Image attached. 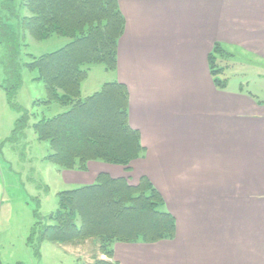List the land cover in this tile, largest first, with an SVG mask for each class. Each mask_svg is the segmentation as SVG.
<instances>
[{
    "label": "crops",
    "instance_id": "obj_1",
    "mask_svg": "<svg viewBox=\"0 0 264 264\" xmlns=\"http://www.w3.org/2000/svg\"><path fill=\"white\" fill-rule=\"evenodd\" d=\"M118 4L125 27L116 69L104 65L106 82L129 90L130 125L145 147L130 172L148 175L163 194L176 236L117 242L114 258L119 264H264V101L243 85L216 87L208 62L216 41L264 61V0ZM34 71L33 81L44 83ZM38 99L45 100L34 106ZM55 165L58 182L74 186L63 190L93 184L100 173L128 176L125 166L103 161H89L85 170ZM2 181L0 172V212ZM55 245L75 255L67 250L72 244Z\"/></svg>",
    "mask_w": 264,
    "mask_h": 264
},
{
    "label": "trees",
    "instance_id": "obj_2",
    "mask_svg": "<svg viewBox=\"0 0 264 264\" xmlns=\"http://www.w3.org/2000/svg\"><path fill=\"white\" fill-rule=\"evenodd\" d=\"M20 1L30 11L23 21L37 38L47 39L52 34L71 38L65 47L27 64L38 70V79L45 83L49 98L41 103L59 100L68 107L31 126L40 139L49 142L50 159L63 169L85 170L89 161H103L130 171V163L144 155L145 147L139 131L130 125L127 86L118 81L106 82L92 95L73 101L81 96V84L90 65L103 64L109 70L117 67L118 41L125 27L118 0ZM15 4V0H2L0 8L16 16ZM0 36L6 44L0 58L5 73L4 89L9 103L21 111L13 103L22 82L17 60L21 36L1 22ZM218 46L222 45L216 43L209 55L210 69L216 87L225 89L227 78L218 77L222 71L213 60L214 54L221 53ZM29 118L24 111L13 133H21L29 125ZM130 177L113 178L100 173L93 184L59 192V207L48 215L50 224L38 233L33 225L31 242L36 233L38 247L43 241L77 245L97 238L101 254L108 259L74 264H118L112 261L117 242L155 243L174 239L176 220L164 209L161 193L148 177L142 176L137 184L129 183ZM0 264H4L1 258Z\"/></svg>",
    "mask_w": 264,
    "mask_h": 264
},
{
    "label": "rangeland",
    "instance_id": "obj_3",
    "mask_svg": "<svg viewBox=\"0 0 264 264\" xmlns=\"http://www.w3.org/2000/svg\"><path fill=\"white\" fill-rule=\"evenodd\" d=\"M15 3L16 14L14 15L16 16H11L7 10L0 8V22L6 24L11 31L19 32L21 36L17 60L21 65L22 76L20 88L13 99V103L20 107L21 111L9 103L7 90L3 89L6 88L5 81L2 82L3 88H0V172L3 180V206L0 212L1 261L4 264H74L79 261L94 262L99 258L108 259L106 255L101 254L99 249L101 244L97 238L71 247L69 245L67 250L72 251L74 256L59 249L56 243L51 241H43L40 245L38 243L39 247L37 246V233L42 227L50 224L48 215L59 207L56 192L74 186L67 187L58 182V167L49 157L51 153L49 143L40 139L31 127L42 118L62 113L68 110V107L59 100H49L50 103L47 102L46 105L45 102L39 104L40 99H38V102L35 101V106L33 105L35 99L47 100L49 97L44 83L33 81L37 80L33 78L34 70L37 69L33 70L25 63H32L38 59L32 56L33 54L41 55L55 51L63 47L70 39L68 36L57 34H52L47 39L37 38V35L32 33L23 21L30 11L20 0H15ZM216 43L222 45L218 46V51L221 50V53L214 54L215 58L213 57L216 68L222 71L218 77L221 80L227 78V86L233 88L240 89L243 85L254 98L264 101V61L219 41L213 44L211 52ZM0 45L3 48L1 55L3 57L6 44L1 36ZM90 70L89 77L82 84L81 96L73 101L92 95L101 89L104 82L109 81L110 71L106 70L104 65H92ZM58 93L61 94V91ZM24 111H27L30 116L29 125L21 133H13L16 121ZM130 171L128 175L133 177L128 179L129 183L137 184L142 176L148 177L153 183L148 175ZM153 185L155 186L154 183ZM161 195L163 196L162 193ZM163 207L167 209L166 203ZM33 225L37 233L34 234L35 238L31 242ZM112 261L117 262L114 257ZM253 264H258V260H254Z\"/></svg>",
    "mask_w": 264,
    "mask_h": 264
}]
</instances>
